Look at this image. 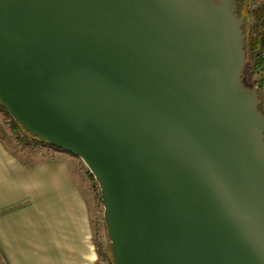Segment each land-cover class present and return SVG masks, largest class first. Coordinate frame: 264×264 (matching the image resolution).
<instances>
[{
    "label": "water",
    "instance_id": "1",
    "mask_svg": "<svg viewBox=\"0 0 264 264\" xmlns=\"http://www.w3.org/2000/svg\"><path fill=\"white\" fill-rule=\"evenodd\" d=\"M235 0H0V103L97 182L113 264H264V113Z\"/></svg>",
    "mask_w": 264,
    "mask_h": 264
},
{
    "label": "crops",
    "instance_id": "2",
    "mask_svg": "<svg viewBox=\"0 0 264 264\" xmlns=\"http://www.w3.org/2000/svg\"><path fill=\"white\" fill-rule=\"evenodd\" d=\"M0 264H101L65 154L32 159L0 136Z\"/></svg>",
    "mask_w": 264,
    "mask_h": 264
},
{
    "label": "rangeland",
    "instance_id": "3",
    "mask_svg": "<svg viewBox=\"0 0 264 264\" xmlns=\"http://www.w3.org/2000/svg\"><path fill=\"white\" fill-rule=\"evenodd\" d=\"M259 6L264 9V0H246L245 2L246 11H251ZM254 21V16L250 15V23H254ZM254 35L255 32L249 30V37H253ZM255 53L256 52L251 49L246 51V60L242 70L243 81L248 86H256L257 89L259 87V90L264 95V79L261 85L259 84L260 78H264V74L260 71L257 72L254 69ZM13 123L14 121L12 120V117L8 114L5 108L0 106V136L12 149H15L22 155H28L32 159L50 156L52 154H56L57 152L65 154L68 158L70 166L82 185L88 202L93 237L99 253L100 263L111 264L112 258L107 251L110 241L102 216L103 206L100 198L99 187L88 167L74 154L56 146L49 145L46 142H42L38 138L27 133V131H23L21 129H17L16 132L13 131Z\"/></svg>",
    "mask_w": 264,
    "mask_h": 264
},
{
    "label": "trees",
    "instance_id": "4",
    "mask_svg": "<svg viewBox=\"0 0 264 264\" xmlns=\"http://www.w3.org/2000/svg\"><path fill=\"white\" fill-rule=\"evenodd\" d=\"M245 8L246 7H243V9L240 13V16H243L245 19L244 32L246 35V37H245L246 51L251 49V50H254L256 52L255 53L254 69L257 72L258 71L262 72V69L260 67V63H261V53L264 49V9L261 6H259V7L254 8L251 11H246ZM250 15L254 16V18H255L254 23H250ZM249 30H252L255 32V35L253 37H249ZM263 79H264L263 77L260 78V82H259L260 85H261ZM242 80H243V74H242ZM243 83H244V81H243ZM245 85L248 86L247 84H245ZM257 91H258V96L260 98L259 108L264 113V95L259 90V87H258ZM0 106L3 107L1 105V103H0ZM13 121H14L13 127H12L13 131L16 132L17 129H21V130L25 131L24 127L19 122L15 121V120H13ZM107 251L109 252V254L112 258L111 264H113V255L111 252L110 243L108 245Z\"/></svg>",
    "mask_w": 264,
    "mask_h": 264
},
{
    "label": "flooded vegetation",
    "instance_id": "5",
    "mask_svg": "<svg viewBox=\"0 0 264 264\" xmlns=\"http://www.w3.org/2000/svg\"><path fill=\"white\" fill-rule=\"evenodd\" d=\"M237 7H238V14L240 15L243 7H245L246 0H235Z\"/></svg>",
    "mask_w": 264,
    "mask_h": 264
},
{
    "label": "built area",
    "instance_id": "6",
    "mask_svg": "<svg viewBox=\"0 0 264 264\" xmlns=\"http://www.w3.org/2000/svg\"><path fill=\"white\" fill-rule=\"evenodd\" d=\"M261 69H262V72L264 73V49L261 53Z\"/></svg>",
    "mask_w": 264,
    "mask_h": 264
}]
</instances>
